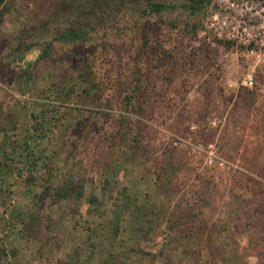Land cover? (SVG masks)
I'll return each instance as SVG.
<instances>
[{
    "label": "rangeland",
    "instance_id": "rangeland-1",
    "mask_svg": "<svg viewBox=\"0 0 264 264\" xmlns=\"http://www.w3.org/2000/svg\"><path fill=\"white\" fill-rule=\"evenodd\" d=\"M213 12L5 0L0 167L24 179L0 174V264H264V57Z\"/></svg>",
    "mask_w": 264,
    "mask_h": 264
},
{
    "label": "built area",
    "instance_id": "built-area-1",
    "mask_svg": "<svg viewBox=\"0 0 264 264\" xmlns=\"http://www.w3.org/2000/svg\"><path fill=\"white\" fill-rule=\"evenodd\" d=\"M213 8L208 24L213 38L226 42L244 62H259L264 57V0H203ZM241 85H254V76L246 72Z\"/></svg>",
    "mask_w": 264,
    "mask_h": 264
},
{
    "label": "crops",
    "instance_id": "crops-1",
    "mask_svg": "<svg viewBox=\"0 0 264 264\" xmlns=\"http://www.w3.org/2000/svg\"><path fill=\"white\" fill-rule=\"evenodd\" d=\"M38 158H36V159H31L32 161L34 160V161H36V163L34 164V161H33V164H32V166L34 167V172H36L37 170H38V167L39 166H37L36 164H37V160ZM46 166V165H45ZM33 170H32V172H33ZM14 171L12 170V168H9V167H4V165L2 166V167H0V174L2 173L3 174V176L2 177H9V178H11L12 180L14 179V178H23L24 179V177H23V175H22V171H21V169H17V171H16V174L14 175V173H13ZM34 174V173H33ZM50 174V173H49ZM51 175H52V173H51ZM117 180L118 181H120V179L119 178H117ZM11 184V183H10ZM9 184V185H10ZM16 184H18L17 182H13V186H12V190H13V188H14V186L16 185ZM29 186V183H25L24 184V186ZM123 186H125V185H123ZM138 186L140 187V191L142 192L143 191V188H144V183H143V181L140 179V182H139V184H138ZM116 193V192H115ZM83 194H84V190H83ZM19 195H21L20 193H19ZM1 203V202H0ZM2 204V207L0 206V210H3V209H6V204H3V203H1ZM15 206H16V208H15ZM19 206V205H18ZM17 205H13V206H10V208L11 207H14L15 209H17L18 210V207ZM81 242L83 243V239H82V237H80V238H78V235L75 237V238H72V240H70L69 239V241L67 242V246L65 247V245H64V247H63V250L64 251H66V254H68V252H69V250H75V252L77 251V250H80V247H79V245L81 244ZM131 258H133V257H131ZM126 264H131V262H130V260H126V262H125ZM122 264H124V263H122ZM141 264H145V262L142 260V262H141ZM146 264H148V262L146 263Z\"/></svg>",
    "mask_w": 264,
    "mask_h": 264
},
{
    "label": "trees",
    "instance_id": "trees-1",
    "mask_svg": "<svg viewBox=\"0 0 264 264\" xmlns=\"http://www.w3.org/2000/svg\"><path fill=\"white\" fill-rule=\"evenodd\" d=\"M5 2V0H0V7Z\"/></svg>",
    "mask_w": 264,
    "mask_h": 264
}]
</instances>
